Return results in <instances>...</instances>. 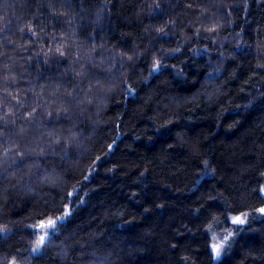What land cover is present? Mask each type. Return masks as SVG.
I'll return each instance as SVG.
<instances>
[{
    "label": "trees",
    "instance_id": "1",
    "mask_svg": "<svg viewBox=\"0 0 264 264\" xmlns=\"http://www.w3.org/2000/svg\"><path fill=\"white\" fill-rule=\"evenodd\" d=\"M262 186L264 0H0V264H264Z\"/></svg>",
    "mask_w": 264,
    "mask_h": 264
},
{
    "label": "snow or ice",
    "instance_id": "2",
    "mask_svg": "<svg viewBox=\"0 0 264 264\" xmlns=\"http://www.w3.org/2000/svg\"><path fill=\"white\" fill-rule=\"evenodd\" d=\"M61 55H63V53H61ZM129 59H131V57H129ZM160 66H161L160 60H156L153 64L152 72L158 71ZM56 143H59V141H56ZM22 162L23 161H21V163ZM259 193L262 196H264V186H262L259 189ZM68 195L71 196L73 195V193H69ZM255 211L259 212L262 216H264V207L255 209ZM70 214H71L70 211H65L62 216L56 217L55 219L49 218L47 221L42 220L38 225L30 226V227H34V229L36 230H39L41 233L40 235L37 236L35 240V246L31 249L32 253H36V254L41 253L43 249L46 248V246L51 243V236L56 231L58 223L65 220ZM248 218H249L248 212H242L239 215L231 217V223L233 225H237L238 227L234 232H228L223 236L222 239L215 240V242L209 245L214 260L219 261L221 256L224 253H226V251L230 247L231 239L241 230L239 226L245 225L248 221ZM9 231L10 230L7 228H0V234H6ZM10 264H17V261L13 259L10 262Z\"/></svg>",
    "mask_w": 264,
    "mask_h": 264
},
{
    "label": "rangeland",
    "instance_id": "3",
    "mask_svg": "<svg viewBox=\"0 0 264 264\" xmlns=\"http://www.w3.org/2000/svg\"><path fill=\"white\" fill-rule=\"evenodd\" d=\"M233 217V216H232ZM230 231H222V232H213L211 235V243L215 242V240L222 239L225 234Z\"/></svg>",
    "mask_w": 264,
    "mask_h": 264
}]
</instances>
